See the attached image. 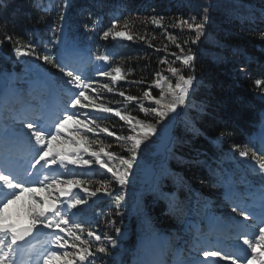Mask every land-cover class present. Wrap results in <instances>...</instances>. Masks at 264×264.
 Segmentation results:
<instances>
[{
	"label": "trees",
	"instance_id": "trees-1",
	"mask_svg": "<svg viewBox=\"0 0 264 264\" xmlns=\"http://www.w3.org/2000/svg\"><path fill=\"white\" fill-rule=\"evenodd\" d=\"M61 4L62 0H0V79H8L12 72L22 74V66L13 54L16 39L34 45L41 56H57V44L52 41L54 32L60 36L56 29L63 11ZM205 8L209 17L206 36L196 44L184 43L190 41L194 33L179 26V19L196 17L199 21ZM153 16L164 17L163 27L151 23ZM97 20L99 23H95ZM126 20L130 22L127 30L123 27ZM116 21H119L116 30L132 35V40L102 38L103 32ZM93 25L95 29L89 30ZM6 33L13 36V42L4 39ZM262 33L264 0H70L65 34L76 47L90 51L85 75L91 87L86 95L92 98L93 104L113 110L100 112L89 106L71 111L77 112V118L86 123L95 118L100 128H107L113 135L90 123L88 128L95 130L88 132L83 124L78 125L73 120L75 131L64 130L61 134L69 140L67 145L80 148L86 160L94 159L91 153L100 148L104 149L101 157L105 160L108 159L105 153L109 152L127 158L130 156L125 151L127 144L117 136L133 135L132 124L120 119L116 111L157 127V135L141 145L129 182L124 186L119 209L116 201L103 192L96 197L89 195L99 187L96 181L100 180L112 181L111 188L118 190L119 185L111 174L97 164L91 168L77 165L74 174L86 173L80 178L91 182L82 186L74 184L78 190L88 189L85 195H78L87 199L88 204L76 219L86 221V229L112 237L117 245L115 248L109 246V254L102 259L98 256L96 264H137L130 261V254L142 251L140 241L144 235L169 238L167 250L164 253L160 250L162 257L150 264H172L178 251L182 260L189 259L193 234L196 230L200 233L207 230V215L221 214L230 221L232 216L238 215L232 208L244 202L246 191L262 187L257 173L239 165V152L234 151L235 159L229 153L233 146L241 150L247 146L260 152L252 136L259 129L264 113V85L255 83L257 79H264ZM169 35L175 37V41L169 39ZM176 44H180L185 53H181ZM189 48L195 57V71L185 68L176 59ZM98 55L111 57L109 62L101 61L102 68L110 71L112 66L118 65L124 69L118 84L114 85L110 77L94 70ZM29 57L55 75L57 81L62 83L67 79L51 64L35 56ZM165 59L168 63H161ZM169 65L181 68L185 76H195V80L188 106H181L177 113H170L167 119L157 123L159 118L146 115L139 105L156 107L151 100L143 98V93L151 88L152 95L158 96L160 89L154 87L157 79H161L165 88L163 77L175 83L176 77L167 71ZM242 67L244 71H240ZM104 84L112 91L102 87ZM120 92L125 95L120 96ZM127 96L138 99L129 101ZM82 103L89 102L82 99ZM112 163L118 165V161ZM153 170L158 181L150 185L147 178ZM226 189H236V195L227 197ZM172 193H176V197L169 198L167 195ZM79 210L80 206L70 212ZM116 228L120 229L119 234ZM69 240L71 243V238Z\"/></svg>",
	"mask_w": 264,
	"mask_h": 264
},
{
	"label": "snow or ice",
	"instance_id": "snow-or-ice-1",
	"mask_svg": "<svg viewBox=\"0 0 264 264\" xmlns=\"http://www.w3.org/2000/svg\"><path fill=\"white\" fill-rule=\"evenodd\" d=\"M61 7L63 11H61L58 17L56 30L64 33L63 22L66 21L65 12L70 7V0H62ZM44 11L47 12L48 9L45 8ZM163 19L164 17L162 16L159 18L153 16L151 23L163 27ZM208 21L207 8L204 9L203 17L199 21H197L196 17L179 19V26H185L194 33L190 41L186 40L184 43L190 42L196 44L201 40V37L206 36L205 27ZM145 22H147V18H145ZM95 23H99V20ZM129 23L128 20L124 21L123 27L125 30L129 28ZM118 25L119 21L113 23L108 30L103 32L102 38L107 40L109 37H123L132 40V35H126L125 31L116 30ZM175 26L177 25L173 24V27ZM85 28H88V25H85ZM94 29L95 25L89 30ZM168 38L175 41V37L171 35ZM4 39L10 43L13 42L11 34L6 33ZM141 39H144V37H141ZM261 39H264V33L261 34ZM52 43L60 44L62 47V51L58 57L51 54L41 56L36 53L35 46L31 43H24L20 39L14 41L13 51L16 57L35 56L36 59H42L45 63L51 64L67 78L59 87L63 88L65 94L68 96V100L66 101L64 110L54 119L46 114H41L31 119L25 117L21 121L27 132H21L20 135L25 137L29 147L26 167H13L11 162L0 163V264H26V256H31L32 249L35 248L32 241L40 235L51 237L49 247L34 262L29 260L27 264H55L56 261L61 259L67 261V264H77V262L78 264H96L98 256L102 259L103 255H108L109 246L111 248L117 246L115 240L107 234L101 235L96 230L86 229L84 226L86 221L76 219L84 211L83 206L88 204V200L79 198L77 195H72L61 187V185L72 184L76 186L87 185L91 182L90 179L80 178L87 174L65 175L61 173L60 175H55L49 169L53 165H56L58 169H67L68 173H72V170L68 169L69 164L80 167L88 166L89 168L93 164H97L100 169H106L111 174L113 180L119 185V189H112V181L110 180H100L96 181L99 187L90 191L89 195L96 197L97 193L103 192L105 196L113 198L116 201L115 206L119 209L121 207L120 201L124 186L129 182L128 177L133 165L136 163L141 145L145 144L150 137L157 135V127L154 124L135 119L131 116H122L119 111H116L115 114L120 116V119L132 124L131 130L134 133L133 135L126 137L117 136L118 140H122L127 144L125 151L130 153V156L127 158L109 152L105 153L108 157L105 160L101 157V152L104 151L103 148L93 151L91 156L94 159L88 160L84 159L83 154L79 151L76 153L54 151L53 144L54 142H61V134L69 121L74 120L78 125L83 124L88 132L95 130L94 128H88L87 125L89 123L95 125V128H100L95 118L86 123L77 118V112L69 111V109H77L78 107L79 109H84L93 106L100 112H111L113 110L102 105L93 104L92 98L86 95V91L91 87L87 76L83 72L69 67V63L66 62L72 59L76 51L75 42L66 34L57 37L54 32ZM176 47L180 48L181 53H185V49L180 44H176ZM172 55L176 54L172 53ZM96 59L109 62L111 57L108 55H98ZM176 59L185 68L195 71L193 63L195 57L192 55L190 48L186 54L176 56ZM161 63H168V61L165 59ZM123 71L122 67L116 65L112 66L110 71L105 70L100 74L110 77L115 82L123 78ZM167 71L173 77H176L175 83L167 77H163L162 79L166 84V88L162 85L161 79H157L154 82V87L160 89L158 96L152 95L151 88L143 93V98L151 100L156 107L146 108L143 104L139 105L140 110L146 115L151 114L154 117H158L157 123L167 119L170 113H177V109L181 106H188L190 92L193 89V82L195 80V76L193 75L185 76L179 67L169 65ZM240 71H244V68L242 67ZM136 82L140 83L142 81ZM255 83L257 86L264 85V79H257ZM102 87L107 88L108 91H112V88L108 84H104ZM119 95L124 96L125 93L120 92ZM169 96L171 99H167ZM82 99L87 100L89 103H82ZM126 99L134 101L138 97L127 96ZM133 120H135V123H132ZM100 131L113 135L107 128H100ZM82 138L86 141L88 140L87 136H83ZM90 143H95V141H91ZM233 151H238L239 156L242 158H250L256 162L261 182L264 183V150L260 151L258 155L257 151L247 146L243 150L239 146H233ZM112 161H118V165L113 164ZM45 189L49 190V199H37V194ZM53 189H59L58 194L53 192ZM83 190L88 191L87 188H83ZM26 194L31 202L26 205L27 220L24 221L19 218L18 212L14 215L13 206H18V202H21ZM62 196L70 197V199L61 200ZM260 196L259 212L246 210L242 207L238 210V206L232 208V211L243 217L244 221H256L258 231H253L250 234L237 233L236 239L237 241L242 240V244L236 245L235 253L229 254L222 253L219 250L205 249L202 251L204 260L192 262V264H206L210 257L230 261V264H264V191L261 192ZM78 206H80L78 212H70L71 209H77ZM240 227L246 229L251 226L241 224ZM46 229L49 231L45 232ZM115 232L119 234L120 229L116 228ZM62 233L63 235H61ZM85 233L86 235H84ZM69 238H71V243ZM244 246H246V249ZM56 248L66 250L58 255L57 251H55ZM67 249H75V251ZM69 257H71L70 260Z\"/></svg>",
	"mask_w": 264,
	"mask_h": 264
},
{
	"label": "rangeland",
	"instance_id": "rangeland-1",
	"mask_svg": "<svg viewBox=\"0 0 264 264\" xmlns=\"http://www.w3.org/2000/svg\"><path fill=\"white\" fill-rule=\"evenodd\" d=\"M237 7V6H236ZM125 38L123 37H119L118 40H124ZM62 51V47L60 44H58V55H60ZM84 50H80L76 51L73 54V57L70 61H66L69 63V67L73 68V65L75 64L74 69L83 72L84 74L87 72V69H84V65L86 62V57H84ZM15 55V54H14ZM19 59V63L21 64L22 68H23V73L22 75L19 77L15 72H13L9 78V80L7 81V87L10 88V93L14 90V89H19L22 91L20 96H17V98L13 99V97H7V98H3V101L0 105V132H4V131H11L14 132L17 136L21 137L22 139L18 144H15L13 146L11 145H7L5 143L2 142V140L0 139V163H4V162H11V164L13 165V167H16V163H17V159H19L18 157H23V156H28V152H29V147L27 144V141L25 139V137L23 135H20L21 132H27V129H25L23 127L22 124V120L25 117H28L29 119L33 118L34 116H39L41 115V112L39 109H37L38 105L43 106V105H48L49 100L47 101H42L44 94L41 92L39 95V98L41 97L40 100L37 99V97L34 94V91L36 90V87L40 86L43 88L44 85V81L45 79L47 80H54V77L49 74L47 71L43 70L42 66L38 65L36 63V61L28 56H21V57H17ZM100 67H98L99 69ZM118 81H115L114 84H118ZM57 91H54L55 93V99L53 100L55 106H49V109L51 108H56V112H55V117H57L58 115L61 114V112L64 110L65 105H66V101L68 100V96L65 94L63 88L59 87V84L57 83ZM46 94V93H45ZM25 95V96H24ZM47 95V94H46ZM24 97H27V99H25ZM22 99L24 100V103H22ZM12 100H14L16 102V104H13ZM262 123H264V113L262 116ZM264 127V124H263ZM132 129V127H131ZM65 131H73L74 130V124L72 123V121H69L64 129ZM262 134L259 131V134L257 133V135L255 136L256 140L260 141L261 144V149H264V134L261 136ZM62 136V135H61ZM69 140H65L64 137H62V140L60 143H56L54 142L53 144V148L54 151H60V152H67V153H76L77 151H79L81 153L80 150H74V149H70L71 147L69 145H67ZM65 148V151H62V149ZM259 155V153H257ZM75 158V157H73ZM240 165H242L244 168L246 169H250V170H256L253 167L255 166V164L253 163V161L251 159H245L239 156L238 158ZM253 165V166H252ZM53 169V173L55 175H60L61 173L65 174V175H69L68 171L65 169H58L56 168ZM258 166V165H257ZM147 181L149 182L150 185H154L157 181H158V176L155 173V171H151ZM62 188H64L65 191H69L72 195H77L80 191H78L75 187L74 184L72 185H61ZM53 192L57 193L59 192V189H53ZM44 199V200H48L49 199V190L45 189L42 192L37 194V199ZM62 198H64V196H62L60 199L62 200ZM251 202V200H249ZM30 198L28 197V195L26 194L21 202H18V206H13V213L14 215L18 212L19 213V218H21L22 220L26 221L27 220V207L26 205L28 203H30ZM254 203H256V207L260 208V203H261V197H257L254 200ZM220 218L219 216H215V219ZM256 222V221H255ZM216 224V223H215ZM241 223L238 220H234V228L236 229V235L237 233H241L243 232L244 234H246V231H252L249 230L248 228L246 229H241L240 227ZM230 229L229 228H223L220 233L223 234L224 232H227ZM219 231V230H217ZM216 231V232H217ZM258 231V229L256 230ZM251 233V232H250ZM219 234V233H218ZM63 235V233H62ZM156 242L152 241L151 237L149 236H145L141 239V244H142V248L146 251V249L149 247V250H151L154 247H157L158 245H161V242L159 239H153ZM205 240H203V238L199 241V244L202 245V247L198 249L199 254L196 256L197 262L198 261H203L204 257L202 256V251L206 249V247L203 246ZM212 247H210L209 249H214L216 250L217 248H213L214 242H212ZM58 255L61 254L60 252H58ZM162 257V253L157 250L155 255H150L149 256V260L150 262L155 261L156 259H160ZM218 262L220 263H224V264H230V261L227 260H218V258H216ZM64 259L58 260L55 262V264H62L64 261ZM194 261V258H193ZM224 261V262H223ZM207 263V262H206ZM210 263V262H209ZM186 264V263H185ZM188 264V263H187ZM211 264V263H210Z\"/></svg>",
	"mask_w": 264,
	"mask_h": 264
},
{
	"label": "water",
	"instance_id": "water-1",
	"mask_svg": "<svg viewBox=\"0 0 264 264\" xmlns=\"http://www.w3.org/2000/svg\"><path fill=\"white\" fill-rule=\"evenodd\" d=\"M0 82H1V87H6V80L5 79H1ZM47 231H49V230L46 229L45 232H47ZM43 236H45V235H40V236L36 237V239L33 240L32 243L34 244L35 242L41 241L43 239Z\"/></svg>",
	"mask_w": 264,
	"mask_h": 264
},
{
	"label": "bare ground",
	"instance_id": "bare-ground-1",
	"mask_svg": "<svg viewBox=\"0 0 264 264\" xmlns=\"http://www.w3.org/2000/svg\"><path fill=\"white\" fill-rule=\"evenodd\" d=\"M64 23V29H65V23H66V21L65 22H63ZM61 35H63V33H61ZM106 69V68H105ZM10 87V86H9ZM8 96V95H7ZM263 124L264 123H262V126H261V128H260V133L263 135L264 134V127H263ZM18 160V159H17ZM18 162V161H17ZM19 163V162H18ZM16 167H18L17 166V163H16V165H15ZM253 166V165H252ZM254 169H258V166L255 164V166L253 167Z\"/></svg>",
	"mask_w": 264,
	"mask_h": 264
}]
</instances>
